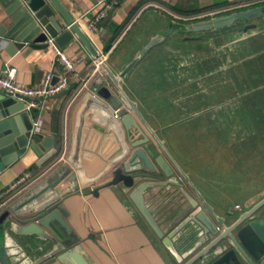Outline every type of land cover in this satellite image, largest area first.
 Masks as SVG:
<instances>
[{
    "label": "crops",
    "instance_id": "0c3cea01",
    "mask_svg": "<svg viewBox=\"0 0 264 264\" xmlns=\"http://www.w3.org/2000/svg\"><path fill=\"white\" fill-rule=\"evenodd\" d=\"M59 1L79 24L92 48L99 56H104V65L117 78L152 40L157 39V42L130 74L119 81V87L103 66L95 70L91 51L76 36L65 48H60L76 61L75 70L68 74L69 87L48 99L43 109L29 112L34 123H41V134L59 136L61 152L47 168L67 161L83 98L102 82L118 97L120 109H129L121 90L136 104L149 127L218 216L231 221L230 213L239 215L264 199V158L259 157V150L264 152V144L260 143L264 142V123L259 122L260 113L264 115V18L252 22L257 26L247 32L239 30L247 25L244 22L221 30L185 32L187 25L261 7L264 0H118L98 23V14L110 0ZM3 24L7 26L6 14L0 6V26ZM211 37L215 38L219 54L212 50ZM230 44L236 55V66L228 72L231 95L224 80ZM7 45L0 39V74L15 67V81L20 85L38 87L49 72L58 76L65 74V69L55 62L52 44L49 50L32 51L25 56L26 48L13 57L8 54ZM228 50L232 51V47ZM214 79L217 82H213ZM227 99L239 103L236 113L240 117L239 123L212 122V113L225 114ZM134 118L145 136L151 139L153 152L164 156L180 177L177 165L154 140L148 127L136 115ZM238 129L244 131L243 135L236 133ZM176 133H179L177 139L180 141L175 140ZM182 133L194 135L189 158L173 151L177 143L182 146ZM137 138L143 137L138 134ZM106 146L116 149L112 142ZM38 160L30 154L0 178V205L7 195L29 186L44 173L47 168L40 169ZM200 161L205 163L209 174L213 172L217 176L218 180L213 179L211 183L218 184L223 195L228 194L227 189H247L250 195L245 202L242 205L235 202L232 206L204 189L210 178L200 171ZM84 162L90 178L104 166L100 158L93 164ZM29 174L31 177L23 185L15 187L18 180ZM161 175L159 171L158 176ZM183 185L204 208L190 184L184 181ZM97 186L99 184L83 188L80 193L68 194L61 200L59 210L77 243L69 252L53 257L45 264H78L72 250L79 252L87 264H177L129 199V190L103 189L94 196L91 190ZM160 193L158 189L150 190L147 198L152 201V208L161 221L167 220V211L170 214L175 211L174 218H178L182 205L161 202ZM30 239L32 250L28 249L26 239L19 238V243L27 247L31 256L39 257L49 250L47 247L43 252H36L34 248L42 246L44 241L37 237Z\"/></svg>",
    "mask_w": 264,
    "mask_h": 264
},
{
    "label": "water",
    "instance_id": "95a60500",
    "mask_svg": "<svg viewBox=\"0 0 264 264\" xmlns=\"http://www.w3.org/2000/svg\"><path fill=\"white\" fill-rule=\"evenodd\" d=\"M0 6L7 22V26H0V39L8 43L6 49L10 56L26 48L25 56L32 51H46L52 42L63 49L76 36L94 58L99 57L59 0H0ZM263 18L264 6H261L187 25L185 32L221 30L240 22L247 25L239 30L247 32L256 28L252 22ZM156 42L157 39L152 40L118 78L103 65L117 87ZM102 84L97 83L92 93L84 96L70 155L66 162L52 168L47 166L61 152L59 136L41 134L34 128L31 114L24 110L23 104L5 93L0 94V178L30 154L39 158L40 169L47 168L29 186L7 195L0 205V264H45L73 249L77 240L59 210L60 202L66 195L80 193L83 188L96 184L99 186L91 190L94 196L103 189L129 190V199L177 264H264V199L239 215L230 213L231 221L218 216L149 127L136 104L121 90L130 110L120 109L118 97ZM133 114L148 127L154 140L177 165L180 177L164 156L153 152L151 139L137 125ZM138 134L143 138L138 139ZM109 142L116 149L107 147ZM98 158L104 163L103 169L90 178L84 161L93 164ZM159 171L162 177L158 176ZM184 181L190 184L204 208L186 192ZM153 189L161 192V202L182 205L178 218H174L175 211L171 214L167 211L164 214L167 220L161 221L147 198ZM15 235L26 239L30 250L33 247L30 237L44 241L42 246L34 248L36 252H43L47 247L49 250L42 256H31ZM72 251L78 264H87L79 252Z\"/></svg>",
    "mask_w": 264,
    "mask_h": 264
},
{
    "label": "built area",
    "instance_id": "2783aa9c",
    "mask_svg": "<svg viewBox=\"0 0 264 264\" xmlns=\"http://www.w3.org/2000/svg\"><path fill=\"white\" fill-rule=\"evenodd\" d=\"M117 1L118 0H110L106 2L105 8L96 18L97 23L107 16L109 10L117 3ZM93 28H95V26H93ZM51 44L53 45L56 55L55 62L59 63L65 69V74L63 76H58L54 72H49L40 86L28 87L16 83L15 77L17 69L15 67H10L4 73L0 74V92L5 93L16 102L23 104L24 110L27 112L43 109L44 103L48 99L57 96L69 87L68 74L75 70L76 61L65 55L53 42ZM103 65L104 56L94 58L95 70H100ZM56 78L57 80L55 81ZM115 117L118 118V111L115 112ZM40 125L41 123L37 121L34 123V128L39 131ZM30 177L29 174L21 180H18L15 187L23 185V183Z\"/></svg>",
    "mask_w": 264,
    "mask_h": 264
},
{
    "label": "rangeland",
    "instance_id": "374dc122",
    "mask_svg": "<svg viewBox=\"0 0 264 264\" xmlns=\"http://www.w3.org/2000/svg\"><path fill=\"white\" fill-rule=\"evenodd\" d=\"M229 35H232V34H229ZM214 39H215L214 37H211L210 43H212V45H213L212 46V50L217 53L218 52V47H216L217 45L215 46V43H214L215 40ZM230 46L232 47V51H229L228 50V48ZM218 54H219V52H218ZM234 54H235V48L233 47V44L228 45L227 52H226V64H225V69H226L227 75H225L226 78L224 79L226 81V85L227 86H228V84H230V82H229L230 79L228 77V72L232 68H234V66H236L235 65V62H234V56L236 57V55H234ZM220 55H221V53H220ZM256 75L259 76L257 73H256ZM247 79L249 80L250 78H247ZM251 80H249V81H251ZM215 81L217 82V79H214L213 80V82H215ZM252 82L254 83V80L251 81V84H252ZM227 90H228V92L231 95V92H230L231 87L228 86L227 87ZM226 108L227 109L225 111V114H223V115L222 114L219 115L218 113H212L211 114L212 122L222 123V124L224 123L225 125H228L229 123L230 124L239 123L240 117L238 115L236 116V113H237L238 108H239V103L237 101H235V100H232L231 101L230 99H227V107ZM242 116H244V115H242ZM213 118H215V119H213ZM239 132H241L242 135L244 133V131L238 129V131L236 133L238 134ZM176 135H177V137H175L176 138L175 140L176 141H180V139H177L179 137V133H176ZM181 139H182V141H181L182 142V146L181 147L178 146L177 145L178 143L176 142L177 143L175 145L176 148H175V150L173 149V151H175L176 153H180L181 156L187 155V157L189 158L190 157V154L192 152L191 146L194 143V135L193 134H188V133H182ZM260 143H263L264 144L263 141H261ZM259 152H260V156L259 157L260 158L261 157L264 158V152H263V150L260 149ZM198 165H199L200 171H202V173L205 176H207V177L209 176V178H210L209 183L206 182V184H204V187H205L204 189H206V190L208 189L213 195H215V197L217 199H220L221 200V198H222L224 200H227V202L232 203V206H234V203L235 202H238V203H240V205H242L245 202V199L248 197V195H250L249 194V191L247 189H243V188L241 190H236V191H235V189H231V190H228L227 189L226 192L228 194H230V195H228V194L226 196L223 195L224 192L222 193L220 191L222 188L219 187L218 184L212 185V183H211L213 179L218 180L217 176L214 175L213 172H212V175L209 174V170H207L205 168V163L204 162L200 161V163H198ZM204 171H205V173H204ZM221 182L223 183L224 180H222ZM201 186H203V184H201ZM214 186H216V187H214ZM242 209H244V208H242Z\"/></svg>",
    "mask_w": 264,
    "mask_h": 264
},
{
    "label": "trees",
    "instance_id": "16d2710c",
    "mask_svg": "<svg viewBox=\"0 0 264 264\" xmlns=\"http://www.w3.org/2000/svg\"><path fill=\"white\" fill-rule=\"evenodd\" d=\"M254 117V116H253ZM259 122L264 123V115L260 113L259 115Z\"/></svg>",
    "mask_w": 264,
    "mask_h": 264
}]
</instances>
